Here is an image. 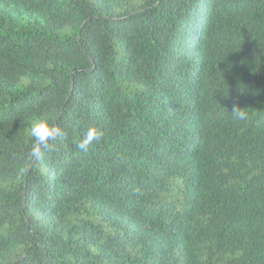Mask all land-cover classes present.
I'll return each instance as SVG.
<instances>
[{"label": "trees", "instance_id": "1", "mask_svg": "<svg viewBox=\"0 0 264 264\" xmlns=\"http://www.w3.org/2000/svg\"><path fill=\"white\" fill-rule=\"evenodd\" d=\"M0 264H264V0H0Z\"/></svg>", "mask_w": 264, "mask_h": 264}, {"label": "clouds", "instance_id": "2", "mask_svg": "<svg viewBox=\"0 0 264 264\" xmlns=\"http://www.w3.org/2000/svg\"><path fill=\"white\" fill-rule=\"evenodd\" d=\"M233 118L236 120L247 119V112L240 108H234L231 111ZM61 135V130L48 120H39L32 124L30 136L33 138L34 143L31 148L30 157L40 158L42 155L41 149L47 148L49 142L55 140ZM102 133L96 129H89L85 138H83L76 147L81 151H87L89 145L94 141L101 138Z\"/></svg>", "mask_w": 264, "mask_h": 264}]
</instances>
